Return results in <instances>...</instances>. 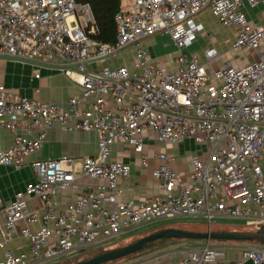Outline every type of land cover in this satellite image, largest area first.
Segmentation results:
<instances>
[{"label": "built area", "instance_id": "obj_1", "mask_svg": "<svg viewBox=\"0 0 264 264\" xmlns=\"http://www.w3.org/2000/svg\"><path fill=\"white\" fill-rule=\"evenodd\" d=\"M244 4L264 13V0H132L129 9L115 15V42L101 43L90 37L95 21L88 3L0 0V55L49 63L63 60L74 65L64 73L81 87L79 98L70 97L61 105L27 98L0 84V130L12 135L10 145L0 146V165L20 169L26 157L41 148L54 124L63 131L94 132L97 146L94 156L79 160L78 169L69 157L30 163L34 180L0 207L5 229L0 247L15 223L24 221L21 236L27 250L5 248L0 264L69 260L158 220H202L208 229L215 217L264 224V25L248 22L241 11ZM205 9L220 24L235 28L228 51L254 50L256 58L240 67L225 62L208 73L195 55L188 54L185 49L202 30L195 17ZM155 34L167 35L175 47V70L153 64L147 51L138 47ZM132 46L136 49L131 67H87ZM202 53L206 62L218 55L214 47ZM83 103L87 108H80ZM146 131L163 144L191 140L202 155L191 159L185 181L166 153L153 154L158 164L151 175L160 181L161 192L151 199L116 204L118 181L129 178L131 166L112 159L111 146L126 143L147 166ZM78 174L100 183L74 193L64 210H56L54 197L75 186ZM32 198L40 201L39 209H29ZM142 264L164 263L156 257ZM169 264H264V245L240 248L238 257L226 258L206 241L186 247Z\"/></svg>", "mask_w": 264, "mask_h": 264}, {"label": "crops", "instance_id": "obj_2", "mask_svg": "<svg viewBox=\"0 0 264 264\" xmlns=\"http://www.w3.org/2000/svg\"><path fill=\"white\" fill-rule=\"evenodd\" d=\"M132 0H120V10H127L131 6ZM241 11L251 25H264V13L259 7L250 8L246 4L241 7ZM195 21L202 25L196 36V39L185 49L188 54H193L198 61L202 63L208 73L214 69L222 67L225 62H229L235 67L243 66L249 61L256 58L257 51L240 49V52L224 51L234 39L235 28L220 24L218 19L209 9L200 12ZM224 27H222V26ZM196 42L203 43L202 50L199 52L191 51ZM203 41V42H202ZM209 45L217 49L218 55L210 62H206L203 56V49ZM138 47L143 48L148 53V59L158 66L163 67L166 71H173L176 68L175 58L177 51L165 34H155L142 39ZM210 47V48H211ZM264 47L262 43L261 49ZM132 56L120 58L116 55L113 58H107L99 62L98 66L92 68L99 69L102 66L117 67L125 65L132 66L136 47H130ZM220 51V52H219ZM237 51V50H234ZM229 54V55H228ZM226 55V57H224ZM222 57V58H221ZM203 59V60H200ZM57 60L52 64L62 65L64 62ZM63 61V60H62ZM49 63V62H48ZM90 68V66H87ZM0 84L14 92H17L27 98L37 99L45 102H53L64 105L70 97L79 98L81 87L70 80L64 70L57 68L40 67L30 63L17 60L0 59ZM88 103L81 104L80 108H87ZM12 143V135L6 130H0V146L5 148ZM164 152L170 157L169 164L172 168L186 181L189 177L191 168V159L194 156H201L200 148L191 140H184L178 144H163L154 139L150 131L144 132L143 153L147 154L150 159L147 166H142L139 162V153L133 148L121 141L115 142L111 146V158L122 160L129 163L131 173L128 179L119 180L118 187L120 193L116 196L115 203L120 204L125 201H138L151 199L161 191L159 190L160 181L153 178L151 170L158 164L153 160L155 153ZM97 153L96 134L92 131L81 132L78 130L63 131L58 125L54 124L47 131L42 146L36 152L26 157V163L18 170L10 166L0 165V207L7 204L15 193L23 191L26 184L34 180V172L30 163L35 160L53 159L61 157L73 158L77 164L84 156H94ZM100 183L98 180H92L86 176L77 175L74 181L75 186H69L60 190L54 197L56 210H64L68 202L71 201L74 193L83 189H91ZM29 209H39L40 201L32 198L28 202ZM176 219V218H173ZM190 220L189 218H186ZM170 220V219H168ZM3 216L0 213V238L5 236L3 226ZM24 221L15 223L14 230L4 246L0 247V258L5 248H11L14 251L27 250L25 239L21 236V229L25 226ZM37 225H30L35 229ZM188 246L183 245L180 252H164L158 258L164 264H169L178 260L183 250ZM179 248V249H180ZM238 247H223V255L226 258H236L239 256ZM156 258V257H155ZM152 260V259H151ZM149 260L139 262L145 263ZM138 264V263H136Z\"/></svg>", "mask_w": 264, "mask_h": 264}, {"label": "rangeland", "instance_id": "obj_3", "mask_svg": "<svg viewBox=\"0 0 264 264\" xmlns=\"http://www.w3.org/2000/svg\"><path fill=\"white\" fill-rule=\"evenodd\" d=\"M219 24V23H218ZM220 25V24H219ZM222 26V25H220ZM224 27V26H222ZM203 42V41H202ZM202 44L195 41V44L191 48V51L193 52H199L202 50ZM211 46L209 45L206 46L204 49L210 48ZM227 47L224 48V51L227 52ZM203 49V50H204ZM218 49V48H217ZM216 49V50H217ZM218 51V50H217ZM241 50L238 49L237 51H233L234 53L240 52ZM220 52V51H219ZM228 53V52H227ZM120 55V58L126 56V58L132 56L131 48L126 49L122 53L118 54ZM229 55V54H228ZM226 57V55H224ZM222 58V57H221ZM203 60V59H200ZM204 61V60H203ZM60 62H63L62 60ZM99 64V63H98ZM97 63H92L88 64L90 68L94 66H98ZM94 69V68H93ZM259 226L247 222L246 219L243 218H231V217H215L212 218L211 220V227L208 229L207 224L204 223L202 220H195V219H186V218H176V219H170V220H158V221H153L149 222L146 224H142L135 229L129 230L122 235H119L118 239L111 243L108 244L104 247H95V248H89L84 250L82 253H80L78 256L69 259V260H62L59 262H53L50 264H72L75 262H78L80 260L87 259L98 252L105 250V249H111V248H116L128 243H131L135 241L136 239L156 232L161 229L165 228H177V229H182V230H187V231H199V232H206V231H224V232H250L258 228ZM206 240L204 239H181L176 242H164L163 247L157 248V247H152V248H146L145 251L139 252V253H134L130 254L129 256L118 259L115 262H110L109 264H136L145 260H151L155 257H159L161 254L164 252H169V251H174L180 252L184 248H180V246L183 245H201L204 244ZM208 243L210 246L215 247L217 249H222L225 246H234L238 248H250L254 247L257 245L254 242H250L249 240H225V239H209ZM180 248V249H179ZM182 254V253H181Z\"/></svg>", "mask_w": 264, "mask_h": 264}, {"label": "water", "instance_id": "obj_4", "mask_svg": "<svg viewBox=\"0 0 264 264\" xmlns=\"http://www.w3.org/2000/svg\"><path fill=\"white\" fill-rule=\"evenodd\" d=\"M107 57H102L96 60H104ZM0 59L4 60H17L21 62L30 63L40 67H48V68H57L62 70L73 69L74 65L71 64H62L56 65L48 62H43L39 60L33 59H25L15 56H6L0 55ZM88 61L86 63H89ZM159 238H178V239H204L208 241L209 239H225V240H251L255 241L257 244L264 245V224L260 225L253 231L250 232H199V231H187L177 228H165L158 230L156 232L144 235L135 241L113 248L101 254L89 257L87 259L81 260L74 264H103L107 262H112L119 258L125 257L127 255L132 254L133 252L140 250L151 242L159 239Z\"/></svg>", "mask_w": 264, "mask_h": 264}, {"label": "trees", "instance_id": "obj_5", "mask_svg": "<svg viewBox=\"0 0 264 264\" xmlns=\"http://www.w3.org/2000/svg\"><path fill=\"white\" fill-rule=\"evenodd\" d=\"M77 2L88 3L95 21V32L90 34V37L96 41L101 43H114L116 40V24H115V15L120 11V0H77ZM217 232H224V231H217ZM178 238H159L153 242H151L146 247L137 250L134 253H139L145 251L146 248L163 247L164 242H176ZM254 242L255 241H251ZM257 244V243H256ZM113 249V248H111ZM111 249H105L98 252L95 255L101 254ZM93 255V256H95ZM129 256V255H127ZM125 256V257H127ZM92 257V256H91ZM122 257V258H125ZM119 258V259H122ZM118 260V259H117ZM81 261V260H80ZM116 260L112 261L115 262ZM79 262V261H78ZM76 263V262H75ZM110 262L103 263L109 264ZM74 264V263H72Z\"/></svg>", "mask_w": 264, "mask_h": 264}]
</instances>
